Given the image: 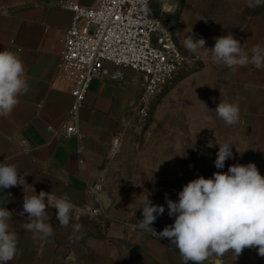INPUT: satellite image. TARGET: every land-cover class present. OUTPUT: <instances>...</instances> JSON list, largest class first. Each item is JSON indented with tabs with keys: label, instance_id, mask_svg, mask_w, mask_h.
<instances>
[{
	"label": "rangeland",
	"instance_id": "374dc122",
	"mask_svg": "<svg viewBox=\"0 0 264 264\" xmlns=\"http://www.w3.org/2000/svg\"><path fill=\"white\" fill-rule=\"evenodd\" d=\"M248 5L249 0H172L164 13L160 3L153 5V16L173 30L190 64L172 88L148 104H141L140 77L125 73L119 84L133 87L135 95L112 129L97 138L104 155L98 173L106 177L107 218L92 224L95 228L85 236L58 243L43 264H158L145 252L141 239L151 238L178 250L159 236L175 220L168 215L166 197L178 201V193L189 181L211 178L217 171L226 173L233 164L254 163L264 176V127L247 124L245 116L228 125L215 111L220 101H239L234 71L212 63L204 49L191 52L185 46L190 34L204 38L211 48L217 37L231 33L239 40L253 26L264 25V4ZM225 143L231 145L233 157L217 169L216 154ZM147 197L165 208L151 231L132 227L143 219ZM223 261L264 264V257L256 248H245L239 257L229 251L227 258L211 255L204 264Z\"/></svg>",
	"mask_w": 264,
	"mask_h": 264
},
{
	"label": "crops",
	"instance_id": "0c3cea01",
	"mask_svg": "<svg viewBox=\"0 0 264 264\" xmlns=\"http://www.w3.org/2000/svg\"><path fill=\"white\" fill-rule=\"evenodd\" d=\"M69 1L83 7H95L97 3V0H0V51H11L20 58L28 82V91L18 97L11 113L0 116V163L16 165L26 181L25 186L0 190V208L13 213L9 223L18 234V251L8 264H43L56 251L58 243L83 237L95 228L87 216L90 202L87 190L99 175L104 160L97 138L112 129L115 118L128 108L135 95L133 87L94 81L80 111V136L64 137L61 126L73 97L57 73L73 17L61 5ZM239 41L249 55L253 46L264 47V25L253 26ZM234 73L239 116H245L249 125L264 127V68L256 69L249 64ZM41 190L53 192L57 197L67 194L73 205L67 227L60 226L56 209L48 206L53 235L45 239L34 238L32 232L25 231L27 214L19 215L24 195H38ZM141 245L158 264H183L180 254L161 242L142 238ZM228 252L219 257L227 258Z\"/></svg>",
	"mask_w": 264,
	"mask_h": 264
},
{
	"label": "clouds",
	"instance_id": "9594fccd",
	"mask_svg": "<svg viewBox=\"0 0 264 264\" xmlns=\"http://www.w3.org/2000/svg\"><path fill=\"white\" fill-rule=\"evenodd\" d=\"M262 4L264 0H249L248 6ZM205 45L206 40L197 39L195 34L185 40L189 51L204 49L210 54L212 63L233 71L249 64L256 69L264 68V47L253 46L249 55L231 33L215 38L211 48ZM27 91L23 62L11 51H0V116L10 114L19 102L18 97ZM215 111L228 125L239 121L238 100L220 101ZM232 157L230 144L219 145L215 167L223 169L225 161ZM25 184V177L19 175L16 165L0 163V190ZM178 197V201L166 197L168 215L175 220L159 236L177 247L183 264H204L209 256H223L228 251L239 257L245 248H256L258 255L264 257V176L254 163L233 164L226 173L217 171L211 178L200 176L191 180L183 186ZM50 205L56 209L55 217L60 226L67 227L73 209L67 194L57 197L53 192L41 190L38 195H24L23 211L19 215L27 214L23 227L32 232L34 238L53 235L47 214ZM164 212L163 205L153 204L147 197L142 207L143 219L132 227L151 231L157 216ZM12 216L7 208H0V264H8L18 251V234L9 223Z\"/></svg>",
	"mask_w": 264,
	"mask_h": 264
},
{
	"label": "built area",
	"instance_id": "2783aa9c",
	"mask_svg": "<svg viewBox=\"0 0 264 264\" xmlns=\"http://www.w3.org/2000/svg\"><path fill=\"white\" fill-rule=\"evenodd\" d=\"M172 0H97L95 7L74 1L63 3L73 14L66 31L57 76L73 97L61 132L79 137L80 111L96 80L119 84L127 72L142 81L141 104H148L175 84L187 64L172 29L152 14L155 3L162 13ZM53 85H56L53 82ZM106 177L99 174L88 187L87 216L93 225L107 218L104 207Z\"/></svg>",
	"mask_w": 264,
	"mask_h": 264
},
{
	"label": "trees",
	"instance_id": "16d2710c",
	"mask_svg": "<svg viewBox=\"0 0 264 264\" xmlns=\"http://www.w3.org/2000/svg\"><path fill=\"white\" fill-rule=\"evenodd\" d=\"M174 251L177 252V253H179V250H174ZM223 264H229V263L227 261H223Z\"/></svg>",
	"mask_w": 264,
	"mask_h": 264
}]
</instances>
